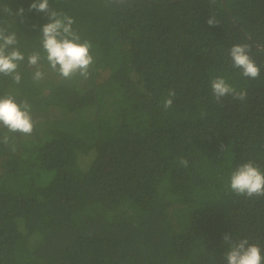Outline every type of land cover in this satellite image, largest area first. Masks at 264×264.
Listing matches in <instances>:
<instances>
[{
    "label": "trees",
    "instance_id": "1",
    "mask_svg": "<svg viewBox=\"0 0 264 264\" xmlns=\"http://www.w3.org/2000/svg\"><path fill=\"white\" fill-rule=\"evenodd\" d=\"M31 3L0 0L25 55L0 97L27 101L34 125L0 126V264H226L225 234L264 255V197L230 188L241 164L264 171V0H49L91 44L88 77L71 79L49 67ZM235 44L258 78L232 67ZM216 77L246 100L217 101Z\"/></svg>",
    "mask_w": 264,
    "mask_h": 264
},
{
    "label": "clouds",
    "instance_id": "2",
    "mask_svg": "<svg viewBox=\"0 0 264 264\" xmlns=\"http://www.w3.org/2000/svg\"><path fill=\"white\" fill-rule=\"evenodd\" d=\"M117 2L123 3L124 0ZM31 10L46 13L50 21L41 29V45L49 67L63 79H71L77 74L87 78L89 68L93 64V56L89 51L91 44L87 40L80 42V36L72 27L73 18L50 8L49 0H33L29 6V11ZM23 14L24 9L21 7L16 15ZM207 24L215 26L219 21L211 16ZM18 43L16 33L0 25V75L10 77L16 84L21 82L18 68L25 61V55L17 46ZM250 51L249 44H235L229 50V57L232 67L240 69L244 77L256 79L260 75V68L250 56ZM40 60L38 52L27 57V64L35 68L33 79L36 81L44 77L40 70ZM210 87L217 101L229 96L239 101L247 98L246 91H237L223 77L212 79ZM175 95L174 91L169 92V98L163 104L165 109L172 106V97ZM30 111L31 106L27 101L18 104L13 96L0 97V126L6 128L9 133L31 135L34 125ZM0 142L7 145L9 136L5 135ZM181 163L187 164V161ZM230 188L238 196L264 197V171L252 161L243 163L231 173ZM224 242L228 245V250L224 253L226 264H264V255L258 244L249 243L247 238L234 241L228 234H225Z\"/></svg>",
    "mask_w": 264,
    "mask_h": 264
}]
</instances>
